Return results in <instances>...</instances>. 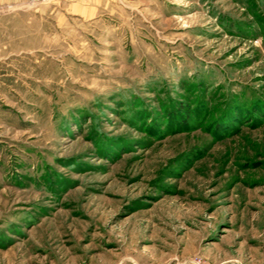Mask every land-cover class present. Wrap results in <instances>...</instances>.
Returning <instances> with one entry per match:
<instances>
[{"label":"rangeland","instance_id":"rangeland-1","mask_svg":"<svg viewBox=\"0 0 264 264\" xmlns=\"http://www.w3.org/2000/svg\"><path fill=\"white\" fill-rule=\"evenodd\" d=\"M91 4L0 8V264H264V0Z\"/></svg>","mask_w":264,"mask_h":264},{"label":"crops","instance_id":"crops-1","mask_svg":"<svg viewBox=\"0 0 264 264\" xmlns=\"http://www.w3.org/2000/svg\"><path fill=\"white\" fill-rule=\"evenodd\" d=\"M26 1L27 0H0V8L2 6L19 7L24 5ZM92 1L93 0H58V2L62 5L71 6L72 9H74L73 15L78 16L80 18H90L93 16L94 9H92Z\"/></svg>","mask_w":264,"mask_h":264},{"label":"trees","instance_id":"trees-1","mask_svg":"<svg viewBox=\"0 0 264 264\" xmlns=\"http://www.w3.org/2000/svg\"><path fill=\"white\" fill-rule=\"evenodd\" d=\"M252 101H251V104L250 105H252L253 107H255L256 106V104H255V100H253V99H251ZM255 105V106H254ZM242 108L243 106L239 103V102H230V103H227V105L223 108V110L221 109V111H219V116H217V117H220L221 116V113L222 114H224L226 111H237V110H239V108ZM178 110H183V109H185V108H182V106L180 105V106H178V108H177ZM185 113H188V111H186L185 110ZM237 113H238V111H237ZM234 114H236V113H234Z\"/></svg>","mask_w":264,"mask_h":264},{"label":"built area","instance_id":"built-area-1","mask_svg":"<svg viewBox=\"0 0 264 264\" xmlns=\"http://www.w3.org/2000/svg\"><path fill=\"white\" fill-rule=\"evenodd\" d=\"M49 0H27V2L30 4V5H34V6H37L38 4H42V3H45Z\"/></svg>","mask_w":264,"mask_h":264}]
</instances>
